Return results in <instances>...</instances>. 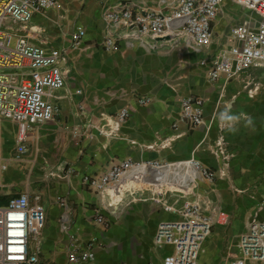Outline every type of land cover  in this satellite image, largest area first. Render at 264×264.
<instances>
[{"label": "crops", "instance_id": "crops-1", "mask_svg": "<svg viewBox=\"0 0 264 264\" xmlns=\"http://www.w3.org/2000/svg\"><path fill=\"white\" fill-rule=\"evenodd\" d=\"M104 8L101 0H57L25 24L8 19L15 34L61 54L66 83L51 97L59 110L55 118L27 130L22 160L14 159L17 124L0 117V205L19 193H27L32 202L40 195L46 220L38 239L30 242V251L39 252L35 264H163L174 246L156 244L155 233L160 222L177 215L155 201L138 200L114 216L101 208L103 196L84 176H99L127 158L194 156L220 174L213 183L202 182L199 194L219 202L228 215L226 223L213 226L198 264H227L241 254L240 235L264 199V70L251 67L230 80L222 76L215 81L208 71L230 28L251 12L225 0L213 21L207 52L178 48L157 53L105 50ZM78 28L85 35L72 47L70 36ZM190 94L205 98L204 122L198 126L181 116L180 99ZM145 97L150 101L139 103ZM126 105L130 115L118 134L93 129L103 114ZM100 212L107 225L97 220ZM258 217L264 220V206ZM90 247L93 259L71 261V252Z\"/></svg>", "mask_w": 264, "mask_h": 264}, {"label": "built area", "instance_id": "built-area-1", "mask_svg": "<svg viewBox=\"0 0 264 264\" xmlns=\"http://www.w3.org/2000/svg\"><path fill=\"white\" fill-rule=\"evenodd\" d=\"M57 0H0V117L17 124L18 142L15 160H22L27 147V130L38 122L52 120L58 107L51 101L55 90L65 86L61 68L63 58L36 44L8 27V19L25 24L36 11L45 10ZM105 3L103 20L105 36L102 47L107 51L136 48L147 52L169 53L183 48L197 53L207 52L213 42V21L225 0H121ZM243 6L251 16L234 24L227 42L210 60L208 77L230 80L242 71L257 67L264 70V0H230ZM84 28L75 29L71 46L80 44ZM202 64L207 59L201 60ZM150 101L140 98L139 103ZM205 98L186 95L180 99L181 116L192 126L204 122ZM130 115L129 106L114 114H103L92 124L100 134H118ZM224 144L223 140L219 141ZM224 158L230 154L220 147ZM216 169L204 165L194 156L178 160L124 159L99 176H84V182L103 196L101 208L117 216L134 201L152 200L177 215L159 223L155 242L171 244L163 264H198L202 245L215 224L228 221L219 202L203 200L199 194L202 182L213 183ZM191 197V199H187ZM261 201L239 238L241 254L227 264H264V220L258 217ZM46 220V208L40 195L31 201L27 193L11 196L0 205V264H35L38 251H30V242L38 239ZM97 220L107 225L103 213ZM63 228L66 223L63 222ZM91 245V244H90ZM91 247L81 253L71 252L76 263L91 260ZM119 264H125L121 262ZM145 264H153L148 262Z\"/></svg>", "mask_w": 264, "mask_h": 264}, {"label": "trees", "instance_id": "trees-1", "mask_svg": "<svg viewBox=\"0 0 264 264\" xmlns=\"http://www.w3.org/2000/svg\"><path fill=\"white\" fill-rule=\"evenodd\" d=\"M1 199V198H0ZM3 199V198H2Z\"/></svg>", "mask_w": 264, "mask_h": 264}]
</instances>
